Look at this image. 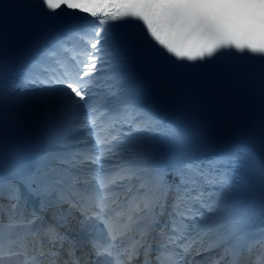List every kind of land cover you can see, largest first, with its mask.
<instances>
[{
  "label": "snow or ice",
  "instance_id": "6c2138e0",
  "mask_svg": "<svg viewBox=\"0 0 264 264\" xmlns=\"http://www.w3.org/2000/svg\"><path fill=\"white\" fill-rule=\"evenodd\" d=\"M32 7L69 25V10L100 18L87 32H57L5 88L48 99L38 151L0 157V264H61L62 254V264H87L86 256L91 264H189L209 251L217 252L211 264H264V198L236 197L233 180L243 171L264 188V153L248 143L209 152L201 135L150 109L140 89L101 91L99 83L106 65L126 66L122 45L162 61H203L233 47L264 57V0H39ZM116 20L141 23L116 36L109 27ZM32 197L43 198L39 207ZM52 204L69 205L78 228L102 226L103 236L90 234L77 256L45 217Z\"/></svg>",
  "mask_w": 264,
  "mask_h": 264
}]
</instances>
